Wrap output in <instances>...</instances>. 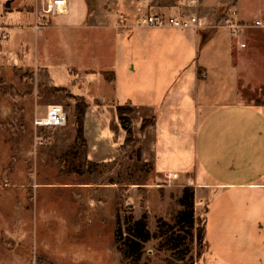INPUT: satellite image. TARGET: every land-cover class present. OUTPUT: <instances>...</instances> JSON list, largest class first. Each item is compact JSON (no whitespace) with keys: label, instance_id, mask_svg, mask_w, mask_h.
I'll use <instances>...</instances> for the list:
<instances>
[{"label":"crops","instance_id":"1","mask_svg":"<svg viewBox=\"0 0 264 264\" xmlns=\"http://www.w3.org/2000/svg\"><path fill=\"white\" fill-rule=\"evenodd\" d=\"M13 3L16 16L6 13L0 19V34L6 42L28 46L25 58L34 46L29 64L69 90L74 105L84 102L86 162H113L126 138L116 108L130 107L142 164H149L155 178L176 174L181 189L193 190L203 261L206 210L212 213L211 228L220 232L240 226L251 233L243 225L259 219L264 229V103L242 95V81H249L244 69L252 68L245 65L248 53L240 47L248 29L264 28L232 33L227 25L264 24V0H197L193 6L185 0H66L58 14L45 13L44 0ZM146 14L194 16L201 23L187 29L137 25ZM119 15L126 20L122 29ZM61 70L71 73L70 84L57 83ZM93 76L101 78L97 91ZM77 78L82 88L74 84ZM188 117L191 128L172 125L180 127ZM144 121L151 124L142 129ZM184 149L192 152L190 160L178 157V173L167 168L176 163L173 154Z\"/></svg>","mask_w":264,"mask_h":264},{"label":"rangeland","instance_id":"2","mask_svg":"<svg viewBox=\"0 0 264 264\" xmlns=\"http://www.w3.org/2000/svg\"><path fill=\"white\" fill-rule=\"evenodd\" d=\"M7 1L11 0H0L2 21L9 13L16 16L13 2L21 0H12L6 9ZM244 45L245 65L252 69H244L242 76L249 81H242V95L264 103V30L248 29ZM24 48L28 46L6 42L0 34V264H189L181 259L183 245L177 248L175 243L176 237L185 235L176 226L182 191L178 181L165 184L163 176L155 178L149 164H142L134 140L123 144L111 164L86 162L84 142L75 133L73 95L57 87L50 73L32 65L29 57L34 46L26 58ZM67 74L71 77L70 72L59 71L60 86L71 83ZM93 77L97 91L101 78ZM79 81L74 84L82 88ZM49 105L63 108L65 126L34 127ZM146 122V127L151 124ZM191 124L188 117L180 127L172 125L184 130ZM173 156L176 163L166 166L178 173V157L189 161L192 152L178 150ZM204 213L207 255L203 261L195 240L202 223L198 212L195 218L193 203L192 251L187 256L192 257L191 264L211 260L214 264H264L260 219L243 225L251 233L240 226L220 232L211 228V210ZM136 221L143 225L147 240L139 242L135 253H125L118 247L123 249L129 237L127 225Z\"/></svg>","mask_w":264,"mask_h":264},{"label":"trees","instance_id":"3","mask_svg":"<svg viewBox=\"0 0 264 264\" xmlns=\"http://www.w3.org/2000/svg\"><path fill=\"white\" fill-rule=\"evenodd\" d=\"M86 108V105L83 101H78L74 105V119L77 126L76 134L77 137L81 139V133H82V118L84 114V110ZM118 120L120 122L121 127L126 133V138L124 144H127L131 142L132 139V131L130 127V120L129 115L131 113L130 107H117L116 108ZM146 121L142 123V129L146 127ZM150 124V121H149ZM82 140V139H81ZM178 204L181 207V209L178 211L176 215V226L179 227V229L182 232H185V235L178 236L175 239L176 247L182 248V257L181 259L189 261V264L192 263V257H187L189 253L192 251L191 243L193 239V190L189 187H184L181 191L180 198L178 200ZM128 222H126L127 225ZM127 234L128 239H126L123 243V249L122 247H118L121 251H125V253H135L140 249L139 242H146L147 235L143 229V225L140 221L133 222L131 225H127ZM118 234V233H117ZM118 235H115V242L118 243L117 237ZM202 237H203V229L196 228L195 233V240L197 242V252L200 251L201 243H202Z\"/></svg>","mask_w":264,"mask_h":264},{"label":"built area","instance_id":"4","mask_svg":"<svg viewBox=\"0 0 264 264\" xmlns=\"http://www.w3.org/2000/svg\"><path fill=\"white\" fill-rule=\"evenodd\" d=\"M44 12L47 14H58L66 6V0H44ZM187 6H193L196 4L197 0H185ZM117 21L120 25V29L125 27V19L122 15H119ZM139 26L143 27H170L176 29H187L193 26H200V19L192 16L189 19H174V18H164L161 15L156 14H146L142 18L135 21ZM231 27L232 33H237L243 28L254 27V28H264V24L259 21H255L252 25L239 26L227 23ZM232 25V26H231ZM241 48L244 44L240 45ZM66 124V114L60 105H49L45 111V115L34 121V127L36 128H59ZM177 178L176 174L164 173L163 181L165 184H170L173 180ZM203 256V253H201Z\"/></svg>","mask_w":264,"mask_h":264},{"label":"water","instance_id":"5","mask_svg":"<svg viewBox=\"0 0 264 264\" xmlns=\"http://www.w3.org/2000/svg\"><path fill=\"white\" fill-rule=\"evenodd\" d=\"M11 1H12V0H11ZM11 1H7V2L5 3V7H6V8L9 6V4H10Z\"/></svg>","mask_w":264,"mask_h":264},{"label":"bare ground","instance_id":"6","mask_svg":"<svg viewBox=\"0 0 264 264\" xmlns=\"http://www.w3.org/2000/svg\"><path fill=\"white\" fill-rule=\"evenodd\" d=\"M62 11V10H61Z\"/></svg>","mask_w":264,"mask_h":264}]
</instances>
